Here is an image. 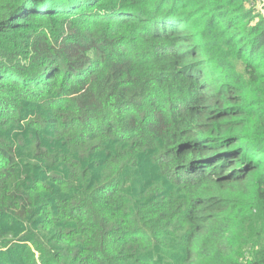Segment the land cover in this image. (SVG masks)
I'll return each mask as SVG.
<instances>
[{
  "label": "trees",
  "instance_id": "1",
  "mask_svg": "<svg viewBox=\"0 0 264 264\" xmlns=\"http://www.w3.org/2000/svg\"><path fill=\"white\" fill-rule=\"evenodd\" d=\"M253 2L0 0V264H264Z\"/></svg>",
  "mask_w": 264,
  "mask_h": 264
},
{
  "label": "built area",
  "instance_id": "2",
  "mask_svg": "<svg viewBox=\"0 0 264 264\" xmlns=\"http://www.w3.org/2000/svg\"><path fill=\"white\" fill-rule=\"evenodd\" d=\"M253 4L264 15V0H254Z\"/></svg>",
  "mask_w": 264,
  "mask_h": 264
},
{
  "label": "rangeland",
  "instance_id": "3",
  "mask_svg": "<svg viewBox=\"0 0 264 264\" xmlns=\"http://www.w3.org/2000/svg\"><path fill=\"white\" fill-rule=\"evenodd\" d=\"M263 15V14H262ZM263 18H264V15H263ZM152 253L150 254V257H151Z\"/></svg>",
  "mask_w": 264,
  "mask_h": 264
}]
</instances>
